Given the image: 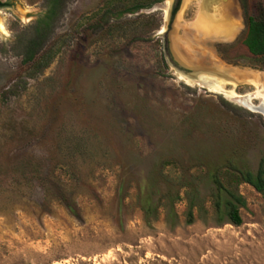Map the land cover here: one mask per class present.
I'll use <instances>...</instances> for the list:
<instances>
[{
    "label": "rangeland",
    "instance_id": "374dc122",
    "mask_svg": "<svg viewBox=\"0 0 264 264\" xmlns=\"http://www.w3.org/2000/svg\"><path fill=\"white\" fill-rule=\"evenodd\" d=\"M49 2L0 0V264H264L263 199L239 184L240 225H217L202 170L264 153V59L242 44L264 0H220L204 34L202 0H57L36 40Z\"/></svg>",
    "mask_w": 264,
    "mask_h": 264
},
{
    "label": "trees",
    "instance_id": "16d2710c",
    "mask_svg": "<svg viewBox=\"0 0 264 264\" xmlns=\"http://www.w3.org/2000/svg\"><path fill=\"white\" fill-rule=\"evenodd\" d=\"M57 0H50L47 12L42 20L37 21L35 28V38L39 39L40 33L48 26V22L55 11ZM149 4V3H148ZM148 4L134 3L132 7L125 9V12H135L138 9L145 8ZM4 4L0 3V7ZM246 30L242 40L243 46L247 52L254 58L264 59V5L254 3L252 12L245 18ZM40 24L42 25L40 27ZM39 25V26H38ZM31 39L27 48L23 51V64L31 63V69L34 74H38L48 64V53H44L33 61L35 49L38 42ZM236 153H232L223 158L219 164L209 165L202 168L204 178L210 184V193L207 195L210 202L215 224H230L238 226L241 223L239 209L245 206V201L237 192L239 184L244 183L250 186L258 193L264 201V153L260 156L254 172L248 170L245 166L237 164L234 160ZM179 188L183 190V196L187 203L185 213V223L190 224L193 220L192 209L197 205L193 202L195 198V189L189 183H181ZM178 191L172 196V201L178 199ZM144 216L148 214V207L141 206Z\"/></svg>",
    "mask_w": 264,
    "mask_h": 264
},
{
    "label": "bare ground",
    "instance_id": "6f19581e",
    "mask_svg": "<svg viewBox=\"0 0 264 264\" xmlns=\"http://www.w3.org/2000/svg\"><path fill=\"white\" fill-rule=\"evenodd\" d=\"M203 1V3L201 4L202 6H201V13H200V15H199V17H198V20H197V26H198V29L201 31V32H203V34H204V31L206 30V32H208V33H210V32H213V30L215 29V27H216V24L215 23H217V20L219 21H221L222 23L224 22V25L223 26H225V18L223 17V15L221 16V15H218V19L217 18H211L212 16H210L209 14H207V13H212V10H213V8H214V6H215V4L217 3V2H219L220 0H202ZM217 17V16H216ZM215 24V25H214ZM227 24V23H226ZM219 26H220V24H219ZM218 26V27H219ZM227 26V25H226ZM220 28H222V26H220ZM224 30V29H223ZM222 31V30H221ZM227 31V30H226ZM176 48V47H175ZM184 62H185V64H187V65H189V64H194L193 63V61H191V60H184ZM183 62V63H184ZM190 66V65H189ZM192 67V66H191ZM213 73V72H212ZM203 75H205V76H207V77H212L209 73L207 74V73H199V74H197V75H195V76H185V77H187V78H189V79H191V80H194V82H195V80L197 79V81H199L198 80V78H196V76L198 77V76H203ZM216 75V74H215ZM228 75V74H227ZM204 77V76H203ZM221 77V76H220ZM200 78V77H199ZM224 78H225V76H224ZM227 78V77H226ZM207 79V78H206ZM228 80V79H227ZM223 81V80H222ZM229 81V80H228ZM203 82H205V80H203ZM202 82V83H203ZM221 82V81H220ZM210 88H213V89H215V90H221L220 89V85H219V82H213L212 84H210Z\"/></svg>",
    "mask_w": 264,
    "mask_h": 264
},
{
    "label": "water",
    "instance_id": "95a60500",
    "mask_svg": "<svg viewBox=\"0 0 264 264\" xmlns=\"http://www.w3.org/2000/svg\"><path fill=\"white\" fill-rule=\"evenodd\" d=\"M173 56V55H172ZM173 61L175 63V67L179 69L180 73L187 76H195L199 73H212V69L210 68H204V67H191L189 65H186L185 63H181L173 56ZM185 73V74H184ZM181 74V75H182Z\"/></svg>",
    "mask_w": 264,
    "mask_h": 264
}]
</instances>
